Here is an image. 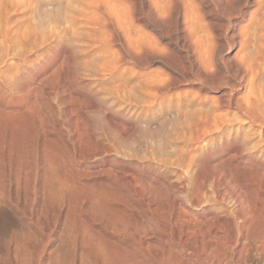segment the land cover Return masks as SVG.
<instances>
[{
    "label": "rangeland",
    "instance_id": "374dc122",
    "mask_svg": "<svg viewBox=\"0 0 264 264\" xmlns=\"http://www.w3.org/2000/svg\"><path fill=\"white\" fill-rule=\"evenodd\" d=\"M90 1L0 0V59L25 79L0 87L1 110L20 118L0 130V248L21 249L0 264H264L254 235L264 229V164L206 146L220 134L189 100L200 85L208 100L244 96L238 57L264 86V0H176L164 10L119 0L121 12L110 10L121 34L110 41ZM45 10H62L63 22ZM136 33L148 52L128 51L122 36ZM199 57L212 59L214 78ZM219 112L232 119L227 131L264 150L260 125ZM181 206L188 224L172 221Z\"/></svg>",
    "mask_w": 264,
    "mask_h": 264
},
{
    "label": "bare ground",
    "instance_id": "6f19581e",
    "mask_svg": "<svg viewBox=\"0 0 264 264\" xmlns=\"http://www.w3.org/2000/svg\"><path fill=\"white\" fill-rule=\"evenodd\" d=\"M148 1V0H147ZM157 1V0H156ZM176 0H159V2H161V4L159 5V7L157 6V5H155V7H158V8H156V9H159V8H161L160 10H164V7H166L168 4H171V3H174ZM181 1V0H180ZM187 1V0H186ZM252 1H254V2H258L257 0H252ZM118 2H119V0H92V1H90V4H88L87 6H85L87 9H89L90 8V11H96V13L98 12V13H100L99 15H101V20H102V25H104L105 27H109L108 29V31H110L107 35L109 36V38H105V39H108L109 41L113 38V37H115L116 35H119V34H121V33H119V23H117V28H115V24L114 23H116L117 21H114V19H113V17L112 16H114V15H112L111 14V10L110 9H112V13H113V11H114V9L117 7V6H119L118 5ZM159 2H158V4H159ZM121 3V2H120ZM155 3H157V2H155ZM177 3V2H176ZM179 3V2H178ZM184 3H186V2H184ZM183 3V4H184ZM122 4V3H121ZM149 4V3H148ZM150 4H152V2H150ZM182 4V5H183ZM187 4V3H186ZM189 4V3H188ZM185 6V5H184ZM192 6V5H191ZM129 7V6H128ZM155 7L153 6V9L155 10ZM173 7V6H172ZM114 8V9H113ZM151 8V7H150ZM61 9V8H60ZM82 9H84V8H82ZM121 8H119L118 10H120ZM126 9V8H125ZM152 9V10H153ZM53 10V9H52ZM54 10H56V9H54ZM85 10V9H84ZM117 9L114 11V12H116V11H118ZM122 10V9H121ZM121 10L119 11V12H121ZM160 10H159V12H160ZM61 11L62 10H58V11H51V12H49V13H47L48 12V10H47V12H46V10H45V12H46V14H43L44 15V17H51V18H53L56 22V25H58L57 24V22H61L64 18H65V16H63L62 15V13H61ZM44 12V13H45ZM64 12V15H66V17H67V13H65V11H63ZM67 12V11H66ZM155 12H156V10H155ZM43 13V12H42ZM90 13V12H89ZM118 13V12H117ZM116 13V14H117ZM157 14H158V12H156ZM70 14V13H69ZM82 14H84V13H82ZM86 14V13H85ZM94 14V13H93ZM114 14V13H113ZM122 14V13H121ZM133 14V13H132ZM112 15V16H111ZM123 15V14H122ZM163 15H164V13H163ZM40 16H42V15H40ZM96 16V15H95ZM121 16V15H120ZM160 16V15H159ZM162 16V15H161ZM160 16V17H161ZM99 17V16H98ZM125 17V16H124ZM100 18V17H99ZM98 18V19H99ZM116 19V18H115ZM125 19L127 20V18L125 17ZM101 20L99 19V21L101 22ZM117 20V19H116ZM124 20V19H123ZM47 21H48V19H47ZM52 21V20H51ZM65 21V20H64ZM98 21V22H99ZM54 22V21H53ZM63 22V21H62ZM129 22H131V19H129V20H127V23H128V27H129V25H130V23ZM42 23V22H41ZM41 23H38L39 24V26H40V24ZM45 23L46 22H44L43 24L45 25ZM122 23V22H121ZM47 24V23H46ZM48 24H50V23H48ZM70 24V23H69ZM43 25V26H44ZM196 25V24H195ZM51 26V25H50ZM50 26H49V28H50ZM66 26V25H65ZM124 26V25H123ZM37 27V26H36ZM127 27V28H128ZM41 28V27H40ZM111 28V29H110ZM131 28H132V26H131ZM37 29V28H36ZM44 29V28H43ZM42 29V30H43ZM198 29V28H197ZM106 30H107V28H106ZM130 29H128V31H129ZM132 30H134V29H132ZM44 31V30H43ZM43 31H39V29H38V32L40 33V32H43ZM239 31V30H238ZM30 32H33V31H30ZM35 32V31H34ZM122 32V31H121ZM239 45H240V47L238 48L239 50H241V48L243 47V42H244V39L242 38L243 36H242V34H241V30L239 31ZM122 34H124L125 35V33H123L122 32ZM132 34V33H131ZM122 36V40H123V43L124 44H126V46H127V48L128 47H132V49H133V46H134V48H135V46H137V47H139V49L141 48V49H143V50H146V52H148L147 51V47H145L144 48V46L141 44V42H140V40L142 39V37H140V36H138L139 34H133V35H137L136 36V38H128V37H126V36ZM132 35V36H133ZM103 36V35H102ZM106 36V35H105ZM120 37V36H119ZM135 37V36H134ZM204 37V36H203ZM104 38V37H103ZM128 38V39H127ZM115 39V38H114ZM118 39H120V38H118ZM22 40V39H21ZM103 40V39H102ZM108 40H106L107 42L106 43H108ZM143 40V42H144V39H142ZM20 41V40H19ZM104 41V40H103ZM114 41H117L116 39L114 40ZM205 41V40H204ZM251 41V40H250ZM148 42V41H147ZM22 43V42H21ZM103 43H105V42H103ZM122 43V42H121ZM113 44V43H112ZM144 45H146L145 44V42H144ZM136 47V48H137ZM249 47V46H248ZM126 48V47H125ZM131 48L129 49L128 48V51H130V50H132ZM209 49V48H208ZM134 50V49H133ZM132 50V51H133ZM137 51H136V53L138 52V49H136ZM238 50V51H239ZM246 50V49H245ZM244 50V51H245ZM127 51V50H126ZM140 51H142V50H140ZM139 51V52H140ZM206 51V50H205ZM237 51V50H236ZM133 52H135V51H133ZM138 52V53H139ZM143 52V51H142ZM145 51H144V53H146ZM204 51H202V53H203ZM3 54V53H2ZM134 54V53H133ZM114 55V54H113ZM207 56V53L205 54L204 53V56ZM2 56V55H1ZM116 56V55H115ZM203 56V57H204ZM250 56V55H249ZM4 57V56H3ZM21 57V56H20ZM203 57H199L201 60H199V67H200V69H201V71L203 72V74L206 76H209V78L211 79V78H214L215 77V73H214V70H215V68H214V65H213V63H212V59L210 58V60H203L202 58ZM208 57V56H207ZM240 57H242V56H240ZM256 57V56H255ZM1 58V57H0ZM22 58V57H21ZM20 58V59H21ZM249 58V57H248ZM4 59L5 58H2V59H0V63L1 64H3V66H0V71L2 72V74H0V87H8V86H11V87H16V88H18V87H20V86H22L24 83H25V79H23L21 76H20V72L18 73V71H19V66L18 67H16V64H14L15 66H13V64L12 65H10V64H7V63H5L4 62ZM205 59V58H204ZM207 59V58H206ZM239 59H241V58H236L235 59V68H236V70L239 72V77H238V85H237V87H236V91L239 93V91H244L245 90V95L244 96H235V98H226V99H224V100H218V98L217 99H214V100H208V99H205L204 97V92L202 91V89H203V85H200L199 87H197V89H196V91L193 93V94H191L192 96V98L190 99V96H189V100H194V101H196L197 102V104L199 105L198 107V110H200L199 111V113L201 114V116H203L204 115V117H205V115H208L209 116V120L211 121V126L209 127V131L208 132H210V133H214V131H218L217 133H219L218 135H219V137H218V140H216V139H209V141H206L208 144L206 145V146H210L211 147V149H213V148H216L217 146H231V147H233L234 148V151L236 152L235 154L236 155H238V154H242V151H246V153L245 154H243V155H238L239 157H241V158H245V160H246V162H247V164L248 165H261V164H264V150L259 146V142L258 143H254V142H251V140L249 139V137H248V135L247 134H245V135H243V136H241L239 133H237L236 131H235V133H233V132H229V131H227V129H225L223 126H226L227 124L229 125V122H230V120H232V119H230L229 120V118H227V116H226V113L224 112L223 114L222 113H220L219 111H223V109H226V108H232V110L234 111L231 115H233V116H231V117H233V119H234V117H240L241 119L243 118L247 123H250V124H257V125H260V127L262 128V132L259 134V136H260V138H258L259 139V141L261 142V141H263L264 140V86H262L261 84H259V82H258V74H259V72H258V70H251L253 67H255V66H252V64L250 63L251 61H249V60H247V61H249L248 63H249V65H251L252 66V68L249 66V65H245V66H249V68H247V67H245L244 66V64L242 63V61L241 60H239ZM251 59V58H250ZM247 63V62H246ZM247 63V64H248ZM260 63V62H259ZM0 64V65H1ZM19 64V63H18ZM210 64V65H209ZM21 65H23V64H21ZM209 65V66H208ZM258 65H260V64H258ZM261 65H263V64H261ZM4 67V68H3ZM207 67H208V69H207ZM213 67V68H212ZM260 67V66H259ZM30 70H29V74L31 75H33L34 74V72H35V63H34V61L33 60H31V64H30ZM28 69V68H27ZM11 70H14V72H11L12 74L10 75L9 74V76L7 75L6 76V74H4V73H6V72H8V71H11ZM0 72V73H1ZM25 74V73H24ZM264 74V73H263ZM264 76V75H263ZM32 78H33V76H32ZM160 86V85H159ZM162 86V85H161ZM5 89H7V88H5ZM19 89V88H18ZM14 90V89H13ZM16 90V89H15ZM5 93V92H4ZM5 96V95H4ZM187 98V97H186ZM222 99V98H221ZM187 100V99H186ZM189 102H192V101H189ZM207 103H209L210 104V106H208V108L207 109H205L204 108V106H206V104ZM188 105V104H187ZM187 105H185V107H188ZM208 105V104H207ZM225 107V108H224ZM2 108H0V111H2L3 113H1L0 112V124H2L3 123V121L5 120H7L8 118L9 119H12V120H14V121H16L17 119H18V122H19V117H17L16 116V114L14 115L12 112H10L9 114L6 112H4V109L3 110H1ZM14 109V108H13ZM12 110V109H11ZM15 110H16V108H15ZM182 110H183V108H182ZM184 110H187V108L186 109H184ZM9 111V110H8ZM18 112H20V111H17V113ZM187 112H189V111H187ZM14 113H16V112H14ZM229 113V112H228ZM20 114H22L21 112L19 113V115L18 116H20ZM186 115V114H185ZM22 117V119H23V115H21ZM200 116V115H199ZM230 117V118H231ZM16 119V120H15ZM205 119V118H204ZM21 121V120H20ZM205 121V120H204ZM8 122V121H7ZM10 122V121H9ZM13 122V121H12ZM18 122H16V124L18 123ZM232 122V121H231ZM21 123H22V121H21ZM7 124V123H6ZM19 124H20V122H19ZM9 124H7V126H8ZM3 126H5L4 124H2V126L0 125V130H2L4 127ZM9 126H11L12 127V125L10 124ZM16 126V125H15ZM21 126V125H20ZM1 127H3V128H1ZM18 127H19V125H18ZM6 128V127H5ZM20 128V127H19ZM197 128H199V127H197ZM208 129V128H207ZM4 130V129H3ZM259 131V130H258ZM199 134V133H198ZM210 137H211V135H210ZM256 138V139H257ZM199 139V138H198ZM208 140V139H207ZM256 141V140H255ZM262 143V142H261ZM205 145V144H204ZM201 148V147H200ZM203 148V147H202ZM207 148V147H206ZM202 150H204V149H200V151H199V153L198 154H200V153H202ZM188 154V153H187ZM190 155V154H189ZM218 163V162H217ZM238 167V166H237ZM240 167V166H239ZM252 169V168H251ZM231 170V169H230ZM252 172H254V170H252ZM232 175V174H231ZM252 175V174H251ZM261 176V175H260ZM257 178V177H256ZM259 180V179H258ZM233 182V181H232ZM256 182H257V180H256ZM252 183V182H251ZM250 184V183H249ZM254 185V184H253ZM245 186V185H244ZM247 186V185H246ZM252 186V185H251ZM244 188V187H243ZM239 189V188H238ZM242 189V188H241ZM240 190V189H239ZM235 191V190H234ZM233 191V192H234ZM241 191V190H240ZM232 192V193H233ZM238 193V192H237ZM234 194L235 196L237 195V196H239V194L240 193H238V194ZM241 193H243V192H241ZM245 194H246V191H245ZM244 194V195H245ZM233 195V194H232ZM249 196V195H248ZM250 196H251V194H250ZM249 196V197H250ZM252 196H254L253 194H252ZM233 197V196H232ZM242 197H243V194H242ZM245 197V199H246V197L247 196H244ZM248 197V198H249ZM255 197H256V195H255ZM240 198L241 197H235L234 198V202H240ZM252 198L250 197V200L249 199H247V201L245 200V202H247L248 204H250L251 203V201L253 200H251ZM236 200V201H235ZM244 200V199H243ZM256 201V200H255ZM241 202H243V201H241ZM240 202V203H241ZM245 202H244V204H245ZM253 203H254V200L252 201ZM235 203V204H236ZM247 203H246V205H247ZM252 204V203H251ZM256 204H257V201H256ZM255 204V205H256ZM181 205V204H180ZM242 205H243V203H242ZM183 206V205H182ZM182 206L181 207H179V212L177 211V212H175L176 214L175 215H173V219H172V221H175V220H177V221H179V223H183V224H188V223H190V220H191V218L193 217H191V212H189L187 209H183L182 208ZM235 206V205H234ZM239 206H240V204H239ZM244 206V205H243ZM247 206H249V205H247ZM246 206V208L248 209V208H250L251 209V206L250 207H247ZM185 208V207H184ZM238 207L236 206V209H237ZM241 208V210H242V206L240 207ZM245 208V207H244ZM253 209H255L256 210V206H255V208L254 207H252ZM174 209V208H173ZM231 209V208H230ZM235 209V210H236ZM239 209V208H238ZM253 209H252V211H253ZM119 210V209H118ZM249 210V209H248ZM238 211H240V210H238ZM244 211V210H243ZM174 212V211H173ZM249 212V214H250V210L248 211ZM248 212H246V214L245 215H249L248 214ZM254 212L255 211H253V215L252 214H250V216H249V218H251V219H253V218H255V216L258 214L257 213V210H256V215L254 214ZM239 213H242V212H239ZM241 215H243V214H241ZM258 217L260 216V215H257ZM191 217V218H190ZM244 217V216H243ZM242 218V217H241ZM250 219V220H251ZM258 219V218H257ZM257 219H255V221H257ZM261 219H263L264 220V216L263 217H261ZM254 220V219H253ZM263 220H261L263 223H264V221ZM242 221V220H241ZM249 221V220H248ZM188 222V223H187ZM260 222V221H259ZM256 223H258V221L256 222ZM260 224H261V222H260ZM252 225V224H251ZM258 226H259V223L257 224ZM182 226V225H181ZM256 226V225H255ZM188 227V226H187ZM260 227V226H259ZM191 228V227H190ZM240 228V227H239ZM261 228H262V226H261ZM250 230V229H249ZM259 232H260V229L258 230ZM259 232H257V234L259 233ZM256 233V232H255ZM261 234H259L258 236H257V234H254V235H256L255 237H257V238H255V239H258V240H256V242L258 241V244H257V249L259 250V251H261V253H264V229H262V232H260ZM247 234V233H246ZM248 236H250V235H248ZM251 237H252V235H251ZM250 237V238H251ZM254 237V236H253ZM251 238V239H254V238ZM247 238V240L249 239L248 237H246ZM155 239V238H154ZM225 239V238H224ZM248 242V241H247ZM227 244V243H226ZM246 243L243 245V249H241L242 251L243 250H245L246 251ZM225 246V245H224ZM253 246V245H252ZM184 248V247H183ZM182 248V249H183ZM247 248H249V249H252V247H251V245L249 246H247ZM223 249V248H222ZM256 249V250H257ZM130 250V249H129ZM175 250V249H174ZM224 250V249H223ZM222 250V251H223ZM21 251V249H19V248H16V249H14L13 250V252H12V250L10 249V248H4V249H2V248H0V254H4L5 256H7V257H10V255H11V253H13V255L15 256V258H16V256L18 255V253ZM141 251V250H140ZM170 251V250H169ZM244 251V252H245ZM249 250L247 249V252H248ZM172 252V251H171ZM246 253V252H245ZM225 254V253H224ZM249 254V253H248ZM69 255V254H68ZM176 254H173L172 256H174V257H177V255L175 256ZM244 255V254H243ZM133 256V255H132ZM220 256H222L223 257V255H222V252H221V254H220ZM135 256H133V258H134ZM136 257H137V255H136ZM244 257V256H243ZM10 259V258H9ZM135 259V261H137L136 260V258H134ZM134 259H133V261H134ZM174 259V258H173ZM176 259L177 258H175V260L174 261H176ZM218 259V258H217ZM139 260V259H138ZM145 260V259H144ZM172 260V259H171ZM179 260H181L180 258H179ZM240 260V259H239ZM167 261V260H166ZM209 261H212V263H213V260L212 259H209ZM141 262V263H140ZM138 261V262H136V263H138V264H143V262L142 261ZM144 262H146V261H144ZM170 262V261H169ZM179 262H182V261H179ZM208 262V261H207ZM216 262H219V261H217L216 260ZM210 263V262H209ZM208 263V264H209ZM211 263V264H212ZM153 264V263H152ZM159 264V263H158ZM163 264V263H162ZM166 264H167V262H166ZM173 264V263H172ZM174 264H176V263H174Z\"/></svg>",
    "mask_w": 264,
    "mask_h": 264
}]
</instances>
